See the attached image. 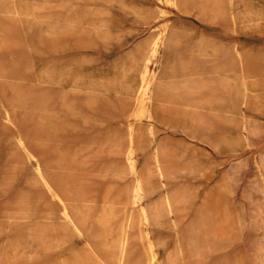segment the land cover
Returning <instances> with one entry per match:
<instances>
[{
	"label": "rangeland",
	"instance_id": "obj_1",
	"mask_svg": "<svg viewBox=\"0 0 264 264\" xmlns=\"http://www.w3.org/2000/svg\"><path fill=\"white\" fill-rule=\"evenodd\" d=\"M0 264H264V0H0Z\"/></svg>",
	"mask_w": 264,
	"mask_h": 264
},
{
	"label": "bare ground",
	"instance_id": "obj_2",
	"mask_svg": "<svg viewBox=\"0 0 264 264\" xmlns=\"http://www.w3.org/2000/svg\"><path fill=\"white\" fill-rule=\"evenodd\" d=\"M167 37V29L166 27H161V30H160V33H159V36H158V39L160 42H163ZM158 52V49L155 47L153 50H152V53L155 55L156 53ZM151 60H154V57H150L148 59V61H151ZM147 68V67H146ZM143 211V210H142ZM147 213L144 211L143 212V216H146ZM197 241V240H196Z\"/></svg>",
	"mask_w": 264,
	"mask_h": 264
}]
</instances>
